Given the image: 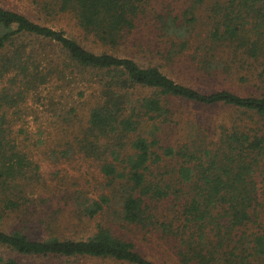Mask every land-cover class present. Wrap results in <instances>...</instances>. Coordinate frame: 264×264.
Segmentation results:
<instances>
[{"label":"trees","instance_id":"16d2710c","mask_svg":"<svg viewBox=\"0 0 264 264\" xmlns=\"http://www.w3.org/2000/svg\"><path fill=\"white\" fill-rule=\"evenodd\" d=\"M9 1L0 0V264H159L130 233L158 235L177 264H264V0H27L41 14L70 16L116 53L87 49ZM161 65L248 90L203 91ZM73 75L100 86L74 138V151L105 180L97 198L59 182L40 187L39 166L20 140L31 97ZM170 97L233 106L253 113L255 125L235 122L217 136L196 128L173 145L159 134ZM95 219L88 238L67 234Z\"/></svg>","mask_w":264,"mask_h":264},{"label":"rangeland","instance_id":"374dc122","mask_svg":"<svg viewBox=\"0 0 264 264\" xmlns=\"http://www.w3.org/2000/svg\"><path fill=\"white\" fill-rule=\"evenodd\" d=\"M9 2L11 6L28 14L36 21L65 30L68 35L76 38L87 49L97 53L115 52V49L96 42L92 37H86L70 16L50 17L41 14L27 0ZM28 41H31V38ZM53 51L59 52L57 49ZM118 53H125L123 47L118 50ZM136 58L143 65L149 64L146 58L140 56ZM161 67L178 82L203 91L228 88L244 94L248 90V88L239 86L236 81H223V79L202 77L197 74H194V77L183 73L177 67L163 65ZM140 92L144 91L140 90ZM99 95L100 86L95 78L89 75L84 77L73 75L65 81H54L43 86L39 97H31L29 102L31 115L20 120L18 127L25 128V133L20 134V140L24 142L34 163L39 166V174L42 178L40 187L49 188L50 186L52 188V184L56 185V182H59L63 184L61 188L79 190L92 198H97L104 192L105 180L95 168L93 161L85 159L76 150L74 151L76 144L74 138L80 129L87 125L90 109L99 101ZM165 100L166 106L171 109V115L169 121L163 124L159 134L173 145L184 143L194 134L196 128L202 130L209 127L211 132L217 136L223 127H231L235 122L255 125L252 118L253 113H245L233 106L224 104L203 106L179 97L165 98ZM207 132L210 133L209 130ZM43 190L46 189L40 191ZM97 221L98 219L80 223L81 227H73L67 234H75L80 239L88 238L96 231ZM117 230L119 234L127 233L119 227ZM133 236L134 234H129L130 238L137 240L138 250L147 257L159 264H177L172 254L165 249L166 246L164 247L162 241L157 238L158 235L150 234L143 237L142 233H137L136 237ZM22 259L26 264H125L112 259L99 258Z\"/></svg>","mask_w":264,"mask_h":264}]
</instances>
